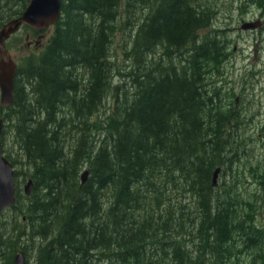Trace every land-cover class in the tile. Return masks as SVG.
Segmentation results:
<instances>
[{
    "label": "trees",
    "instance_id": "16d2710c",
    "mask_svg": "<svg viewBox=\"0 0 264 264\" xmlns=\"http://www.w3.org/2000/svg\"><path fill=\"white\" fill-rule=\"evenodd\" d=\"M217 1L64 0L47 37L23 28L35 49L0 106L17 147L2 139L17 201L0 215V264H264V161ZM28 4L0 0V29Z\"/></svg>",
    "mask_w": 264,
    "mask_h": 264
},
{
    "label": "rangeland",
    "instance_id": "374dc122",
    "mask_svg": "<svg viewBox=\"0 0 264 264\" xmlns=\"http://www.w3.org/2000/svg\"><path fill=\"white\" fill-rule=\"evenodd\" d=\"M245 2L246 0H218L217 4L220 10L219 18L221 21L217 22V24L227 29V34L233 41V55L226 64V72L228 73V78H230L229 81L232 82V86L241 85L243 78L248 82L246 84L248 88L244 91L246 93L243 97L246 98L245 100H250L253 103L252 111L248 113V120L253 123L245 135L252 139L251 148L255 149L256 157L261 156V161H264V151H262V147H259L264 142V128L262 127L264 124V31L256 29V32H242L240 30L241 26L245 23L264 21V10L258 6L259 4L256 6L247 4L245 9L242 8L240 10L239 7ZM260 4H262L261 1ZM28 34H30V31L22 29L19 35L25 41ZM47 35L45 34L44 38ZM33 39V36H31V40ZM122 40V34L119 32L113 46V54L117 59L122 57ZM18 48H15L11 53L17 63L22 57H26L29 52L35 49V47L28 49L22 44ZM253 110L255 111L253 112ZM254 114L255 118L253 119L252 115L254 116ZM3 138L5 150H9L13 154L17 153V147L13 144L12 131L10 132V129L5 124ZM22 171L26 170L22 169ZM248 183H251V181H248ZM24 186L25 184L21 188L23 189ZM258 225L264 229V208L261 209L258 217ZM29 264H34L32 258L29 259Z\"/></svg>",
    "mask_w": 264,
    "mask_h": 264
},
{
    "label": "water",
    "instance_id": "95a60500",
    "mask_svg": "<svg viewBox=\"0 0 264 264\" xmlns=\"http://www.w3.org/2000/svg\"><path fill=\"white\" fill-rule=\"evenodd\" d=\"M64 0H29V4L22 16L8 22L0 30V106L9 108L14 103V86L18 67L6 49V43L19 32L21 27L30 28L36 32H43L53 26L60 19L62 4ZM260 29V22L245 23L240 30L244 32ZM4 121L0 118V215L16 204V180L13 165L6 159L2 144ZM220 169L213 175L212 186L216 187ZM88 172L81 175V183L87 181ZM33 187L32 181L23 188L25 196H30ZM15 264H26L23 253L15 258Z\"/></svg>",
    "mask_w": 264,
    "mask_h": 264
},
{
    "label": "flooded vegetation",
    "instance_id": "af4514ba",
    "mask_svg": "<svg viewBox=\"0 0 264 264\" xmlns=\"http://www.w3.org/2000/svg\"><path fill=\"white\" fill-rule=\"evenodd\" d=\"M260 22H261V29L263 28V26H264V21H262V20H260ZM32 35H34V34H32L31 32H30V34H28L27 36H26V41L28 42V45H27V48L28 49H32V48H34V44L32 43V40H31V36ZM43 38V35H41V34H39V36H38V39H42ZM35 42V41H34ZM262 151H264V149H262Z\"/></svg>",
    "mask_w": 264,
    "mask_h": 264
},
{
    "label": "bare ground",
    "instance_id": "6f19581e",
    "mask_svg": "<svg viewBox=\"0 0 264 264\" xmlns=\"http://www.w3.org/2000/svg\"><path fill=\"white\" fill-rule=\"evenodd\" d=\"M17 201V200H16Z\"/></svg>",
    "mask_w": 264,
    "mask_h": 264
}]
</instances>
